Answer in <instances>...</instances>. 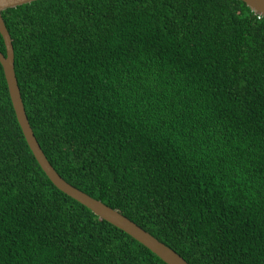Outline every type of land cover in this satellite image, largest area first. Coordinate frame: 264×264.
Masks as SVG:
<instances>
[{"label": "trees", "instance_id": "trees-1", "mask_svg": "<svg viewBox=\"0 0 264 264\" xmlns=\"http://www.w3.org/2000/svg\"><path fill=\"white\" fill-rule=\"evenodd\" d=\"M1 15L29 124L65 181L189 264H264V16L242 0ZM0 264H166L52 184L1 64Z\"/></svg>", "mask_w": 264, "mask_h": 264}, {"label": "water", "instance_id": "water-1", "mask_svg": "<svg viewBox=\"0 0 264 264\" xmlns=\"http://www.w3.org/2000/svg\"><path fill=\"white\" fill-rule=\"evenodd\" d=\"M32 1L35 0H0V35L5 46V54L0 51V64L3 69L9 97L14 109L17 122L34 158L41 167L42 171L57 189L90 209V211L99 218L123 230L133 239L148 248L163 262H165L166 264H189L177 252L155 238L135 222L121 214L118 210L111 208L102 201L91 197L87 193L81 191L80 189L65 181L53 168V166L50 164L45 154L43 153L38 141L35 138L24 109L17 78L14 71V52L12 41L1 15V12L3 10L30 3ZM242 1L254 12V14L264 16V0Z\"/></svg>", "mask_w": 264, "mask_h": 264}]
</instances>
